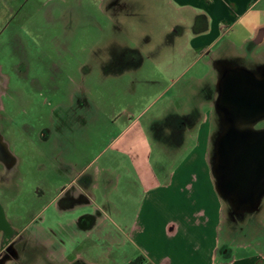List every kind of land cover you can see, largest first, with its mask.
<instances>
[{"label": "rangeland", "instance_id": "374dc122", "mask_svg": "<svg viewBox=\"0 0 264 264\" xmlns=\"http://www.w3.org/2000/svg\"><path fill=\"white\" fill-rule=\"evenodd\" d=\"M134 6L131 17L106 18L102 0H0V67L9 79L0 138L10 144L11 166L21 160L19 168H0V187L8 178L0 203L12 235L26 227L22 252L38 256L40 264H125L132 256L121 232L128 229L113 223L114 205H123L120 194L134 188L128 170L106 165L114 158L108 148L113 121L141 117L157 172L171 171L195 144L188 134L181 147L172 146L179 120H163L203 103L202 90L213 82L214 91L215 75L196 83L193 75L208 67L184 50L183 41L167 51L166 21L156 7L149 18L144 4ZM137 57L143 61L135 71ZM223 207V241L264 242V227H258L264 198L260 209L242 218Z\"/></svg>", "mask_w": 264, "mask_h": 264}, {"label": "crops", "instance_id": "0c3cea01", "mask_svg": "<svg viewBox=\"0 0 264 264\" xmlns=\"http://www.w3.org/2000/svg\"><path fill=\"white\" fill-rule=\"evenodd\" d=\"M102 4L108 9L106 18L131 17L136 4H144L142 13L153 18L149 11L156 7L166 21L163 45L167 51L183 41L184 50L193 52L195 60L208 67L193 75L196 83L213 77V73L216 79L217 61H264V0H102ZM142 61L137 57L135 71ZM209 90L208 86L203 88V103L195 104L189 112H171L197 116L180 130L178 142L171 144L181 147L188 134L195 142L191 152L175 162L171 171L157 172L151 165V142L141 117L131 114L123 125L112 122L116 133L108 148L114 158H109L106 165L128 170L134 187L124 188L120 194L123 205H114L113 223L119 230L122 226L128 229L121 232L133 252L125 264L134 255L142 257L143 264H264V242L255 239L233 246L230 236L224 241L220 236L224 207L211 173L213 103ZM203 106L205 112L201 111ZM102 170L98 168V174ZM115 178L119 181L122 175ZM129 200L128 208L125 203ZM260 226L264 227V220L259 221Z\"/></svg>", "mask_w": 264, "mask_h": 264}, {"label": "water", "instance_id": "95a60500", "mask_svg": "<svg viewBox=\"0 0 264 264\" xmlns=\"http://www.w3.org/2000/svg\"><path fill=\"white\" fill-rule=\"evenodd\" d=\"M231 61H217V99L214 110L218 132L213 140L211 173L217 196L239 218L256 212L264 198V129L253 126L264 121V66L259 78ZM4 216L0 206V229Z\"/></svg>", "mask_w": 264, "mask_h": 264}, {"label": "flooded vegetation", "instance_id": "af4514ba", "mask_svg": "<svg viewBox=\"0 0 264 264\" xmlns=\"http://www.w3.org/2000/svg\"><path fill=\"white\" fill-rule=\"evenodd\" d=\"M230 61H231L230 63H232L231 64L232 67L227 66L226 67L227 72H230L234 68H236V66H239V67L245 68L246 70L252 72L253 73L252 76L255 78H259V73H260L259 69L262 66H264V61H262L261 63H257L256 65H254L252 67H246L245 64L238 59H234V60H230ZM215 73H216V79L214 82V91H213V83H212V86L210 87V90H209L211 98H212V103H213V106H212L213 110L212 111H213L214 116L216 117L215 118L216 119L215 127H213V135H212V140H211V146H212L211 151L213 150V140L216 137V134L218 132V117H217L215 110H214V103H215V101L217 99V95H218L217 89H216L217 81H218V73L216 70H215ZM8 82H9L8 77L6 75L3 76L2 69L0 67V88L4 90V93L0 94V99H1V101H0V104H1L0 112H3L6 110V106L2 100H3V97L6 95ZM185 125H186V123H183V122L179 123L177 125V127H174L173 130L180 132L179 130L183 129V126H185ZM20 127H21V129H25V128H23V127H25L24 124L20 125ZM253 129L255 131L263 130L264 129V121L263 120L258 121L253 126ZM31 142H32V140H31ZM35 144H37L36 139H35ZM9 147H10L9 142L5 141L4 138L3 139L0 138V168L2 167L1 169L4 171H8V168L11 166V163H9V158H8L9 156H7V152L9 151ZM212 153H213V151H212ZM10 158L12 159V157H10ZM20 165H21V160L17 158L16 163H14L11 167L13 169H16L17 166L19 168ZM6 183H8V178L6 180L5 179L1 180V185H2V187H0L1 192L2 191L4 192V189L7 190V188H5ZM64 190H65V188L62 191H64ZM69 201L70 200H66L65 204L69 205ZM0 206H1V209L3 212V216H4V226H3V228L0 229V264H11V263H16V264H37L38 263V264H40V262L38 261L39 260L38 256L34 255L33 257H28L24 252H22V250H24V242L22 239H23V233H24L26 227H24L18 235H16V236L12 235V231L10 229V223L7 220L5 210H4L3 206L1 205V203H0ZM17 238L19 241L17 240ZM12 240H15V241L12 242ZM16 240L18 242H16ZM11 243H13L12 246H11ZM31 259H33V261H31Z\"/></svg>", "mask_w": 264, "mask_h": 264}, {"label": "trees", "instance_id": "16d2710c", "mask_svg": "<svg viewBox=\"0 0 264 264\" xmlns=\"http://www.w3.org/2000/svg\"><path fill=\"white\" fill-rule=\"evenodd\" d=\"M175 119L179 120L178 124L183 122V123H186V124L189 125V124H191L193 122L191 115H189V116L170 115V116H167L163 120V122L166 123V124H171V123L174 122ZM176 124H177V122H176ZM143 263H144V259L142 257H139V258L131 261L129 264H143Z\"/></svg>", "mask_w": 264, "mask_h": 264}]
</instances>
